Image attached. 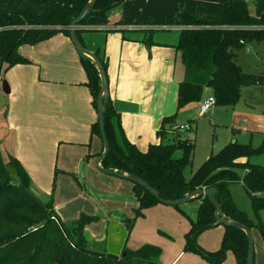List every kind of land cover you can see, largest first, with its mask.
I'll return each instance as SVG.
<instances>
[{"label": "trees", "instance_id": "trees-1", "mask_svg": "<svg viewBox=\"0 0 264 264\" xmlns=\"http://www.w3.org/2000/svg\"><path fill=\"white\" fill-rule=\"evenodd\" d=\"M90 1L0 0V84L10 69L31 63L20 53L22 46H36L58 34L70 37L71 22ZM125 2L97 0L93 12L81 26H86L92 17L106 18L111 10ZM158 24L184 27L179 31L175 45L184 67V78L178 85V110L200 102L205 90L214 96L216 105L235 107L244 88L264 85V77L243 71L236 55V51L247 44L255 40L264 41V29H261L264 27V0H255V15H251L246 0H230L215 20L180 14ZM81 34L82 29L77 31V36L83 45ZM146 43L152 44L151 33L147 35ZM102 64L106 70V64ZM82 65L92 105L98 113L102 90L100 73L90 58L82 60ZM7 115L6 111L0 112V125ZM172 122L173 117L163 120L158 132L160 139L170 133L171 130L165 126ZM104 127L109 144V153L102 162L104 170L137 176L158 190L164 200H180L195 190L216 188V199L223 204L222 217L240 222L250 230L258 228L264 238V225L261 221H252L236 207L229 189L241 181L257 216L264 212V167L249 161L243 163V160L263 154L264 142L258 148L251 143L230 142L187 178L186 171L193 165L195 155V145L190 140L176 134L171 144L150 145L146 152H141L129 141L121 115L111 99L106 105ZM91 132L92 136L102 139L99 120L93 124ZM13 148V140L12 146L7 140H0V264H161L159 260L163 251L160 247L145 244L130 249L126 244L136 221L144 217V211L161 204L153 194L132 183L138 209L132 218L123 217L128 229L123 249L125 256L115 260L90 256L81 251L88 249L84 227L99 218L83 215L77 221L63 222L55 209V196L48 202L41 200ZM178 152H181L180 157H176ZM241 169L245 171L242 179L238 175ZM74 177L80 183L77 175ZM198 199L202 202L197 220L189 218L191 227L185 236L184 252L201 256L209 264H224L228 252H232L237 264H247L249 240L246 233L238 228L224 227L223 241L217 251L209 252L198 244L203 232L221 226L217 224L216 210L209 199Z\"/></svg>", "mask_w": 264, "mask_h": 264}, {"label": "crops", "instance_id": "crops-1", "mask_svg": "<svg viewBox=\"0 0 264 264\" xmlns=\"http://www.w3.org/2000/svg\"><path fill=\"white\" fill-rule=\"evenodd\" d=\"M150 1L126 0L123 5L111 10L106 18H90L88 24L82 27L81 34L84 47L95 53L106 64L110 99L115 110L121 115V122L129 141L136 145L141 152H146L150 145H154L150 144L147 150H143L139 146L142 138L147 139L157 130L156 127L160 119H162V124L155 135L158 140H162L158 137V132L163 126V120L169 117L165 116L168 111L162 107L163 103L160 104V108L147 109L157 99L156 94L162 87L161 79L158 77V70L162 61L160 49L165 46L171 48L173 70L174 64L178 61L181 63V57L176 51L175 45L178 42L179 31L182 27L159 25L158 23L162 21L160 19L164 16L166 19L169 17L176 18L180 14H188L199 19L212 20L222 14L224 4L230 0H164L165 2L157 0L154 1L153 5H150ZM91 26L111 29L91 30ZM156 31L170 32L173 35L172 43H170L169 37L166 39L168 42H158L156 49H152L153 44L148 45L146 43L147 35ZM20 53L31 63L17 65L6 74L10 85L11 94L9 97L12 98V104L7 119L2 122L4 139L10 136L15 139L13 140L14 154L20 162L23 161L24 150H28L31 153L28 156L35 159L41 155L46 163H41L40 167L47 172L48 179L53 167L55 149L58 145L59 147L64 144L81 145L89 146L91 149V143L95 140L96 151L93 157L98 158V154L103 151V142L99 137L92 136L91 132L93 124L98 121V113L92 105V96L86 86L87 75L82 65V59L70 37L65 34H58L36 46L24 45L20 48ZM180 67V73L177 72L178 83L182 81L180 74L184 73L183 65ZM1 87L2 83L0 84V92H2ZM209 95L211 96L210 91ZM173 104L177 107L176 94H174ZM2 111L4 113V110ZM237 134L244 137L249 136L251 139L253 134L251 124L246 121L241 122V126L233 130L230 142H239ZM239 143L248 144L242 141ZM10 145L12 146L11 142ZM143 145L146 146V143L142 142ZM90 151L89 154H91ZM81 152L84 154V150ZM69 167V170L74 172L73 167L71 165ZM81 171L86 180V166L84 164L81 165L78 174ZM86 183L88 184L87 180ZM34 187L33 184V190L36 192ZM90 188L94 193L104 196L100 200L92 196L103 206L105 201H114L124 205L137 203L135 196L126 197L121 194H109L92 186ZM37 194L40 196L39 193ZM119 205H116L111 211L110 209L107 210V212H118L120 216H126L122 213L125 209L119 208ZM159 205L153 207L152 209H155L152 211L159 210ZM148 212L145 214L144 211V217L136 221L135 230L147 219ZM130 216L132 215L130 214ZM189 218L195 221L191 216ZM183 226L186 231L188 226L190 227V221L187 220V227L186 224ZM219 228L221 230L214 233L215 239L212 243L209 240L210 235L205 239L202 243L203 249H207L209 252L220 249L221 246L218 247L219 238L222 239L225 228L219 226L217 229ZM189 230L190 228L187 233ZM168 231L171 232L172 230L168 229ZM216 233H219V237ZM131 235L130 244L133 242ZM104 236L96 239L99 244L104 242ZM230 253L234 256L232 252H228L224 264H237L235 256L232 258ZM186 254L184 250H180L170 259L164 258V262L167 261L162 264H180L186 257L187 260L184 264H205L199 260L198 256L191 253Z\"/></svg>", "mask_w": 264, "mask_h": 264}, {"label": "rangeland", "instance_id": "rangeland-1", "mask_svg": "<svg viewBox=\"0 0 264 264\" xmlns=\"http://www.w3.org/2000/svg\"><path fill=\"white\" fill-rule=\"evenodd\" d=\"M154 1L157 0H151L150 5H153ZM160 1L165 2L164 0ZM247 2L255 3V0H247ZM252 6L254 5L252 4ZM217 17L212 20H215ZM164 19L165 16L162 17L160 21ZM261 29H264V27ZM151 35L153 37L152 49H156V44L158 42H168L166 39L169 37L170 43L173 41V35L167 31H156L151 33ZM165 45L169 46L168 44ZM151 48L150 50H152ZM160 52L162 61L158 70V77L161 79L162 87L156 94L157 99L147 107V109L160 108V104L163 103L162 107L165 111H168V114L165 116L173 117V124L165 126L166 129L171 130L170 133L167 134V137L163 140H158L155 132L161 127L162 119H160L156 127L157 130L154 131L153 135H149L147 139L142 138L140 140L139 146L142 147L143 150H147L150 144L169 145L176 138V136H174L176 134L182 139L190 140L195 145V155L193 165L186 171V177L189 178L212 154L219 153L226 143L230 142L233 130L237 127L239 128L241 122L246 121L250 123L253 128V134L251 139H249V136L244 137L241 134H237L239 142L251 143L254 148H258L264 142V85H254L244 88L242 91V98L235 107L215 105L205 116L201 114V109L205 102L209 100V90L204 91V98L200 102L189 104L178 110L173 104V100L174 94L178 95V85L180 82L178 83L177 80V72L180 73V66L182 65L178 61L174 64V70L172 69V50L170 47L165 46L160 49ZM236 55L238 63L245 73L264 77V41L259 42L255 40L237 50ZM182 68L184 70V67ZM183 78L184 73H181L180 79L183 80ZM4 80L7 81L6 76ZM11 104L12 98L3 91L0 92V112L3 113L2 110H4L8 114ZM191 121H193V123H191ZM182 124L188 126L189 129L182 132L173 131V129ZM0 140H7L9 145L10 142L12 144V140H15L14 137L11 136L4 139L3 123L0 125ZM142 142L146 143V146H142ZM100 145L102 147L101 141ZM89 148V146L81 145L64 144L61 147L58 145L55 149L53 167L49 179L47 172L44 168L40 167L41 163H46L43 161L44 159L41 155L38 159H35L32 156H28L31 154L28 150H24L23 161L21 160V163L32 179L35 186L34 188L36 192L39 193V197L42 201L48 202L53 195L55 196V209L63 222L68 223L77 221L83 215L99 218L98 221L87 224L84 227V236L88 242V249L104 252L106 250V244H97L95 241L98 238H102L105 234L107 223L105 217L108 215L107 210L109 211L110 209L111 211L116 205L120 204L119 208L125 209L122 213H124L126 217H129L130 214L132 215L130 217H133L138 209V203L134 205H124L123 203L114 201H105L103 202V206L93 198L94 196H90L81 180H79L81 183L80 185L74 176L78 174L81 165L84 164L86 166V180L93 188L109 194H121L126 197L135 196L132 182L104 174L98 170V158L95 156L93 157L96 151L95 140L91 143V149ZM82 150H84V154L81 152ZM89 151L92 155L89 154ZM180 156L181 152H178L176 157ZM247 161L251 164L264 167V153L259 156H254L249 160H243V163ZM70 165L73 167L72 169H74V172L69 170ZM244 174V169L238 171V175L241 179ZM229 189L236 207L240 211L246 213L252 221L258 223L261 221L262 225H264V212L260 213V217L257 216L253 209L251 198L247 194L243 183L241 181L236 182L232 184ZM201 202L202 201L196 197L191 202L181 205L180 207L162 204L159 205V210L152 211L155 208L145 210V214L149 211L148 217L136 230L134 229L135 232L133 231L131 235L133 242L130 244L128 240L126 243L127 247L136 249L145 244L160 247L163 254L159 262L161 264L165 263L168 259L178 254L180 250H184L186 244L185 234L191 227V223L186 231L184 230L185 227L183 224H186L187 227V220H189L190 216L194 218L195 221L197 220ZM112 206L114 207L111 209ZM185 214L186 216H184ZM217 228L218 227L203 232L198 238V244L202 247V243L209 235V240L212 243L215 239L214 233L221 230V228ZM222 228H224V226H222ZM168 229L172 231L169 232ZM252 233L254 237L255 264H264V238L258 228L252 229ZM216 235L219 237V233H216ZM223 237L224 235L222 239L221 237L219 238L220 242L218 247L221 246ZM186 255H188V253ZM230 255L234 258L231 253ZM198 257L199 260L205 264H209L201 256ZM164 258L167 259L165 262ZM186 260L187 257L183 259L180 264H184Z\"/></svg>", "mask_w": 264, "mask_h": 264}, {"label": "water", "instance_id": "water-1", "mask_svg": "<svg viewBox=\"0 0 264 264\" xmlns=\"http://www.w3.org/2000/svg\"><path fill=\"white\" fill-rule=\"evenodd\" d=\"M97 0H91L81 11L80 15L74 19L71 22V25L69 27L70 30V39L79 54L80 58L82 60L86 58H90L93 60L95 63L99 73H100V78H101V93L99 96L98 100V120L100 124V131H101V138L103 142V154L98 158L97 160V168L100 172L104 174H108L120 179H125L128 180L144 189L149 191L153 196L159 200V202L163 205L167 206H172V207H177L181 206L184 204H187L191 202L193 199L196 197H205L208 198L209 201L213 204L215 207V218L217 221L218 225L224 226V227H235L238 228L242 231H244L248 237L249 240V253H248V262L247 264H254L255 262V250H254V237L252 230L247 228L246 225L236 222V221H231V220H225L222 217V205L221 203L218 202L216 199V194H217V189L216 188H208V189H198L192 192L190 195H187L185 198L180 199V200H164L160 197V193L158 190L152 188L150 185H148L147 182H145L143 179L137 177V176H131L128 174H120L118 172H111V171H106L102 168V162L104 159L107 157L109 153V144L107 141L106 137V132H105V127H104V115L106 111V105L108 101L110 100V86H109V80L107 76V72L103 67V64L99 57L90 51L89 49L85 48L79 41L78 36H77V31L82 29L81 23L91 15L93 12L95 6H96ZM249 6V11L251 15H255V3L254 2H247ZM252 4L254 6H252ZM2 91L6 95H10L11 90L8 82L4 80L2 82ZM178 97V96H177ZM104 102V104H103ZM78 179L81 180V182L84 184V187L86 191L91 195L94 196L97 199H101V195H98L93 192V190L90 188V186L86 183L85 177L83 172L81 171L77 175ZM104 197V196H103ZM123 217L125 216H120V213L118 212H110L108 215L105 217L106 219V228H105V236H104V242L106 244V250L105 252H98L95 250L91 249H81L82 252H85L86 254L90 256H95V257H106L108 259H118L121 256H125L126 253L123 252L125 243L127 241L128 237V229L123 223ZM95 242L98 243L96 240Z\"/></svg>", "mask_w": 264, "mask_h": 264}, {"label": "built area", "instance_id": "built-area-1", "mask_svg": "<svg viewBox=\"0 0 264 264\" xmlns=\"http://www.w3.org/2000/svg\"><path fill=\"white\" fill-rule=\"evenodd\" d=\"M91 30H107V29H111V28H104V27H100V26H91L90 27ZM181 30L184 29V27L180 28ZM216 105V100L214 98V96H210L209 100L205 102V104L203 105L202 109H201V114L205 115L207 113L210 112V110L213 108V106ZM189 127L182 124L179 127L173 129V131L175 132H182V131H186L188 130Z\"/></svg>", "mask_w": 264, "mask_h": 264}]
</instances>
